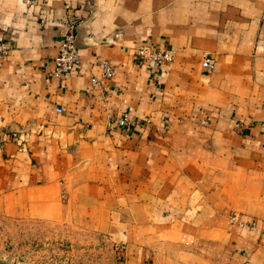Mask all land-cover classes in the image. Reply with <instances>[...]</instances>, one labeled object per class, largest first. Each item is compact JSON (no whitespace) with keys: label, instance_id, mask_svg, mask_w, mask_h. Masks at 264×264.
Listing matches in <instances>:
<instances>
[{"label":"crops","instance_id":"1","mask_svg":"<svg viewBox=\"0 0 264 264\" xmlns=\"http://www.w3.org/2000/svg\"><path fill=\"white\" fill-rule=\"evenodd\" d=\"M3 45L0 215L104 233L123 264H264V0H0Z\"/></svg>","mask_w":264,"mask_h":264},{"label":"rangeland","instance_id":"2","mask_svg":"<svg viewBox=\"0 0 264 264\" xmlns=\"http://www.w3.org/2000/svg\"><path fill=\"white\" fill-rule=\"evenodd\" d=\"M104 233L0 215V264H123Z\"/></svg>","mask_w":264,"mask_h":264},{"label":"built area","instance_id":"3","mask_svg":"<svg viewBox=\"0 0 264 264\" xmlns=\"http://www.w3.org/2000/svg\"><path fill=\"white\" fill-rule=\"evenodd\" d=\"M25 2L28 5H33L35 0H25ZM66 9L68 10V15L62 20L59 54L55 58L54 75L57 77H62L64 74L72 71L80 62V48L77 42L79 21L74 15L73 9L70 5H66ZM6 51V46H0V57ZM134 54L137 57L160 67L168 65L175 57L174 50L157 49L149 44H140L136 46L134 48ZM200 63L203 68L208 70L216 68V61L210 53H203ZM99 64L103 78L110 79L116 75L118 67L115 63L107 59H101ZM99 82L98 78L95 77L93 79L94 84H98ZM58 111L62 112V109L59 108ZM111 121L113 124L120 127H131L135 123L128 112H124L122 115L114 117ZM261 125L264 127V122L261 123Z\"/></svg>","mask_w":264,"mask_h":264}]
</instances>
